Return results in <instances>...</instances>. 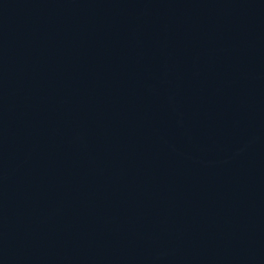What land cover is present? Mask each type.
<instances>
[{
	"label": "water",
	"instance_id": "obj_1",
	"mask_svg": "<svg viewBox=\"0 0 264 264\" xmlns=\"http://www.w3.org/2000/svg\"><path fill=\"white\" fill-rule=\"evenodd\" d=\"M0 264H264V0H0Z\"/></svg>",
	"mask_w": 264,
	"mask_h": 264
}]
</instances>
